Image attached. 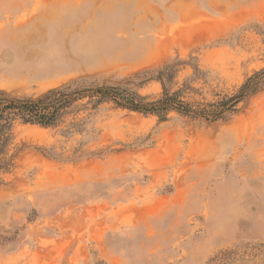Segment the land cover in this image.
Instances as JSON below:
<instances>
[{"label": "rangeland", "instance_id": "1", "mask_svg": "<svg viewBox=\"0 0 264 264\" xmlns=\"http://www.w3.org/2000/svg\"><path fill=\"white\" fill-rule=\"evenodd\" d=\"M177 56L207 71L188 101L237 93L264 68V0H0V89L19 96ZM0 166V264H264V86L214 122L108 102L17 122Z\"/></svg>", "mask_w": 264, "mask_h": 264}, {"label": "trees", "instance_id": "2", "mask_svg": "<svg viewBox=\"0 0 264 264\" xmlns=\"http://www.w3.org/2000/svg\"><path fill=\"white\" fill-rule=\"evenodd\" d=\"M189 65L194 69L193 75L187 77L179 88L173 90L178 73ZM206 73L196 58L186 60L177 56L160 67L135 73L127 80L125 86L101 85L89 77H81L51 88L39 97L19 96L0 89V156L9 144L17 122L54 127L64 122L66 117L78 114L89 106L98 108L107 102L119 108L155 114L161 120L168 119L169 113L175 111L185 116L214 122L226 120L238 110L240 102L256 94L264 86L263 68L249 76L238 92L231 96H224L206 104L188 101L186 99L188 92L198 91V88L192 85V80L203 78ZM151 81H158L162 85V94L158 98H151L139 91L140 87ZM82 125V120L72 121L68 129L81 130Z\"/></svg>", "mask_w": 264, "mask_h": 264}]
</instances>
